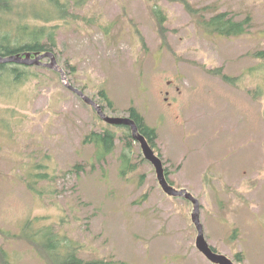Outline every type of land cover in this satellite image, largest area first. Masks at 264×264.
I'll return each instance as SVG.
<instances>
[{
  "label": "rangeland",
  "instance_id": "374dc122",
  "mask_svg": "<svg viewBox=\"0 0 264 264\" xmlns=\"http://www.w3.org/2000/svg\"><path fill=\"white\" fill-rule=\"evenodd\" d=\"M69 1L71 15L49 25L70 82L110 116L135 106L157 130L175 188L200 200L210 245L236 264H264V0ZM219 12L247 20V31L224 36L198 24ZM29 71L16 89L0 83V264H52L25 235L44 228L84 262L214 264L196 247L193 203L162 190L131 131L103 121L60 73ZM106 129L118 139L99 162L84 139ZM125 151L136 169L123 176ZM77 163L85 170L71 171Z\"/></svg>",
  "mask_w": 264,
  "mask_h": 264
},
{
  "label": "trees",
  "instance_id": "16d2710c",
  "mask_svg": "<svg viewBox=\"0 0 264 264\" xmlns=\"http://www.w3.org/2000/svg\"><path fill=\"white\" fill-rule=\"evenodd\" d=\"M22 1L0 0V56H25L27 53L36 56L47 51H52L57 56L58 26H51L49 23L57 19L66 20L71 15V2L69 0H47L48 3L37 7L34 5H23ZM84 1L76 0V4L79 5L84 3ZM156 13L159 15V12ZM161 18L163 19L164 17L161 16ZM28 19H31V21H28ZM198 24H201L208 33H218L224 36L242 35L247 31L248 26L247 20H236L233 16H229L228 12H219L207 19L203 16L198 21ZM257 56L264 58V51L258 52ZM58 61L61 63L59 58ZM29 68L30 65L25 64L0 63V83L7 85L10 90L13 87L18 88L20 83H25L31 79L32 74ZM214 73L222 77L226 82L232 84L237 82L233 76L223 73L221 69L215 70ZM101 96L102 101H107L112 106V102L104 90L101 91ZM93 99L101 104L106 111L104 104L100 100ZM128 116L136 121L140 132L146 136L155 150L157 130L146 123L145 117L135 106L129 109ZM119 126H124L131 131L128 126ZM128 136L133 137L132 132ZM117 139V134L110 129L102 131L92 130L87 134L84 142L95 146L96 159L99 162H103L114 152ZM158 155L160 156V154ZM135 169L136 165L132 162L129 152H123L121 155V175L126 176L128 173L135 171ZM165 169L168 181L174 186L169 178V171L166 166ZM84 170V164L77 163L71 171L79 173ZM35 176L39 180L48 177L43 172H39ZM32 189L36 191L35 188ZM25 235L30 242L46 251L52 264H98V262H84L83 259L78 257L70 240L65 239L64 236H61L60 233L52 228L34 229L25 232ZM214 250L217 251L215 248Z\"/></svg>",
  "mask_w": 264,
  "mask_h": 264
},
{
  "label": "water",
  "instance_id": "95a60500",
  "mask_svg": "<svg viewBox=\"0 0 264 264\" xmlns=\"http://www.w3.org/2000/svg\"><path fill=\"white\" fill-rule=\"evenodd\" d=\"M49 60V61H45ZM0 63H19L25 65L45 66L61 74L64 85L73 93L78 95L85 103L92 106L97 114L108 124L125 125L130 127L134 140L139 142L144 157L154 166L158 182L162 190L169 196L184 198L193 203L194 209L192 213V221L194 222L198 235L196 239V247L198 250L214 264H236L230 257L223 253H219L208 242L205 235V228L201 220V202L187 189H177L167 179L166 169L163 159L155 152L150 145L148 139L139 130V126L134 119L129 116H110L104 108L96 100L86 94V92L75 87L69 80L66 71L60 65L57 56L52 51L32 56L31 53L23 55L0 56Z\"/></svg>",
  "mask_w": 264,
  "mask_h": 264
}]
</instances>
